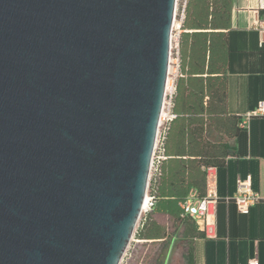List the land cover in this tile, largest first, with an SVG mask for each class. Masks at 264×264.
Instances as JSON below:
<instances>
[{"label": "water", "instance_id": "1", "mask_svg": "<svg viewBox=\"0 0 264 264\" xmlns=\"http://www.w3.org/2000/svg\"><path fill=\"white\" fill-rule=\"evenodd\" d=\"M177 0H0V264H120Z\"/></svg>", "mask_w": 264, "mask_h": 264}, {"label": "crops", "instance_id": "2", "mask_svg": "<svg viewBox=\"0 0 264 264\" xmlns=\"http://www.w3.org/2000/svg\"><path fill=\"white\" fill-rule=\"evenodd\" d=\"M263 22L264 0H233L225 108L214 127L206 125L207 117L197 127L193 116L173 125L160 196L137 224L127 264H264V117L249 116L264 100ZM207 155L223 164L206 169ZM248 179L261 199L241 212L233 199L238 183ZM195 189L197 196L215 193L211 234L204 221L182 214L181 198Z\"/></svg>", "mask_w": 264, "mask_h": 264}, {"label": "trees", "instance_id": "3", "mask_svg": "<svg viewBox=\"0 0 264 264\" xmlns=\"http://www.w3.org/2000/svg\"><path fill=\"white\" fill-rule=\"evenodd\" d=\"M233 0H187L184 9L183 32L179 43V76L175 82L173 120L164 140V156L156 180L155 197L159 199V185L163 176V164L167 161V144L173 125H182L193 116L197 127L216 126L215 115L225 108L227 100L228 34L231 27ZM188 29H195L192 33ZM202 164L206 169L221 165L214 155H207ZM196 192V189L193 190ZM184 195L180 203L188 200ZM202 199L205 196H198ZM182 211V209H181ZM184 217L189 218L182 211Z\"/></svg>", "mask_w": 264, "mask_h": 264}, {"label": "built area", "instance_id": "4", "mask_svg": "<svg viewBox=\"0 0 264 264\" xmlns=\"http://www.w3.org/2000/svg\"><path fill=\"white\" fill-rule=\"evenodd\" d=\"M179 1H181L180 6ZM186 1L187 0H177L175 16L170 35V63L168 81L163 102V108L158 125L156 142L151 160L148 188L142 205L139 220L141 219V217H146L151 214L154 210L156 203V197L154 192L152 191V184L158 177L160 173L161 163L165 159L164 140L169 124L174 118L172 108L173 98L175 95V78H177L179 75V43L181 34L183 32V21L185 17L184 9ZM260 28L264 30V22L260 24ZM173 64L175 65L176 72L174 73L173 79L171 80L169 76L172 68L171 65ZM249 116L264 117V100L259 102L255 112H253V114ZM246 123L247 122L244 121L243 127L246 126ZM260 199L261 198L259 194L253 190L250 179L238 183L237 195L233 199V201L241 212H247L252 206L258 204L260 202ZM215 203L216 196L212 190H209L206 197L202 199L198 198L197 193L195 191H192L189 195L188 200L184 203H181L180 207L185 215L196 220L204 221L205 232L211 234L214 229L213 208L215 206ZM129 246L120 264H127V261L129 259V255L127 254ZM248 264H258V261L256 259H252L249 261Z\"/></svg>", "mask_w": 264, "mask_h": 264}, {"label": "rangeland", "instance_id": "5", "mask_svg": "<svg viewBox=\"0 0 264 264\" xmlns=\"http://www.w3.org/2000/svg\"><path fill=\"white\" fill-rule=\"evenodd\" d=\"M180 3H181V1H179V6H180ZM171 73H170V79L172 80L173 79V76H174V73H175V65L173 64V65H171Z\"/></svg>", "mask_w": 264, "mask_h": 264}]
</instances>
